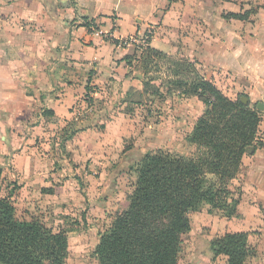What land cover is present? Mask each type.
Instances as JSON below:
<instances>
[{"label":"rangeland","instance_id":"rangeland-1","mask_svg":"<svg viewBox=\"0 0 264 264\" xmlns=\"http://www.w3.org/2000/svg\"><path fill=\"white\" fill-rule=\"evenodd\" d=\"M181 1H188L190 7L181 8L177 26L175 17L160 30L159 21L137 25L142 31L151 29L148 43L152 41L162 55L149 57L144 67L136 59L139 51L134 50L137 55L128 68L125 89L121 85L111 89L95 86L98 93L84 96L83 91L78 96L70 109L72 114L55 118L41 115L38 120L41 128L34 142L38 154L52 163L50 173L56 170L50 184H59L57 202L62 206L54 209L53 202L41 206L37 200L27 204L17 198L16 214L24 220L38 218L53 231H64L68 238L66 264H97L93 250L99 234L127 206L126 195L135 179L130 168L143 154L157 150L184 156L197 153L187 137L204 106L196 97L182 95L172 82L185 75L193 77L194 73L182 70L181 65L182 60L190 59L189 49H197L198 43L209 45L206 52L212 56L217 45H222L221 58L229 63L232 46L249 39L256 43V59H264V0ZM247 10L244 21L220 20L226 13ZM199 31L205 33L202 40L197 38ZM191 62L196 73L212 79L227 96L246 95V83L234 78L230 70L198 60ZM259 133L264 137V117ZM10 185L2 182L5 194L14 192ZM189 217L191 229L182 237L179 264H225L224 256H213L210 241L230 232V223L207 205L190 211Z\"/></svg>","mask_w":264,"mask_h":264},{"label":"crops","instance_id":"crops-1","mask_svg":"<svg viewBox=\"0 0 264 264\" xmlns=\"http://www.w3.org/2000/svg\"><path fill=\"white\" fill-rule=\"evenodd\" d=\"M187 2L0 0V197L10 195L14 205L21 198L27 204L37 200L41 206L51 202L54 209L62 206L57 202L59 184H50L56 170L50 173L52 163L38 154L34 142L41 115L72 114L78 96L83 91L84 96L98 93L95 86L125 89L131 67L126 58L134 54L135 47L120 46L110 38L141 35L142 25L156 21L162 25L160 30L170 17H175L177 26L182 9L190 7ZM86 22L92 24L91 30ZM204 34L199 31L197 38L202 40ZM148 44L157 49L152 41ZM196 45L199 50L190 48L188 60L230 70L234 78L246 83L247 103L264 104V59H256L254 41H237L229 63L221 58L222 45H217L212 56L206 52L209 45ZM88 80L91 91L85 90ZM258 140L262 146L244 156L240 175L234 180L242 191L237 215L225 218L231 226L228 231L249 233L248 242L255 249L250 264H264V137L260 133ZM2 182L10 183L14 192L5 194Z\"/></svg>","mask_w":264,"mask_h":264},{"label":"trees","instance_id":"trees-1","mask_svg":"<svg viewBox=\"0 0 264 264\" xmlns=\"http://www.w3.org/2000/svg\"><path fill=\"white\" fill-rule=\"evenodd\" d=\"M248 14V10L229 12L223 17L244 21ZM84 24L91 30V23ZM135 55L126 58L128 66ZM160 55L147 46L136 59L145 67L149 57ZM192 64L181 61L182 70L189 69L193 77L172 82L182 95L194 96L204 106L187 137L197 153L150 151L135 162L130 168L135 180L126 195L127 206L114 215L94 247L97 264H179L182 237L191 229L190 211L207 205L227 219L237 215L242 191L234 180L244 156L262 146L258 133L264 115L256 105L243 103L242 95L226 96L212 79L196 73ZM91 88L88 80L85 90ZM248 235L225 232L210 241V251L214 257L224 256L225 264H250L255 249ZM67 257L64 231H53L38 218L20 219L10 195L0 197V264H66Z\"/></svg>","mask_w":264,"mask_h":264},{"label":"built area","instance_id":"built-area-1","mask_svg":"<svg viewBox=\"0 0 264 264\" xmlns=\"http://www.w3.org/2000/svg\"><path fill=\"white\" fill-rule=\"evenodd\" d=\"M152 35V31L151 29H144L141 33V35H134L132 37H118V38H114L117 39V44L120 46H131L134 45L135 46V52L139 53L142 51V49L144 48L143 46L148 45L149 42V38ZM143 47V48H142Z\"/></svg>","mask_w":264,"mask_h":264},{"label":"water","instance_id":"water-1","mask_svg":"<svg viewBox=\"0 0 264 264\" xmlns=\"http://www.w3.org/2000/svg\"><path fill=\"white\" fill-rule=\"evenodd\" d=\"M241 101H242L243 103H247V98H246L245 96H243V97L241 98ZM256 108H257L258 110H260V111H264V104H263L262 102H258V103L256 104Z\"/></svg>","mask_w":264,"mask_h":264}]
</instances>
